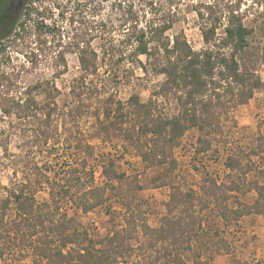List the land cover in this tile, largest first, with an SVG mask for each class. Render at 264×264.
<instances>
[{"label": "trees", "instance_id": "16d2710c", "mask_svg": "<svg viewBox=\"0 0 264 264\" xmlns=\"http://www.w3.org/2000/svg\"><path fill=\"white\" fill-rule=\"evenodd\" d=\"M208 10L210 24L202 27L205 47L201 50H195L186 38L170 39L167 34L173 24L169 22L150 24L137 37L133 56L147 60L163 56L160 73L165 82L158 96L173 95L178 109L174 114L138 97L116 100L84 76L64 93L55 84L59 74L45 85L21 87L20 82L0 72L2 116H15L24 125L32 147H40L37 152L51 147L52 154L72 156L52 180L49 171L28 155L24 180L0 188V256L17 250L31 254L33 264H116L137 253L136 258L142 256L145 261L133 264H213L222 249L205 258L196 241L204 230L207 210L216 208L228 225L253 214L264 218L263 132L256 136L249 153L227 157L224 167L228 175L222 183L211 180L203 194L176 183L179 163L175 151L187 132L196 129L202 133L196 154L203 155L212 148L208 136L223 133L233 107L247 104L258 92L264 95L263 78L242 69L254 29L246 26L238 10L232 11L227 23L212 15V7ZM204 16L201 14L202 19ZM97 60L95 51L90 61L81 57L83 71L96 74ZM86 118L94 120L104 141H121L126 152L140 159L145 171L160 172L143 182L138 175L121 172L118 161L109 159L102 165L103 182L98 184L91 170L97 147L81 125ZM4 132L0 131V137ZM253 174L260 178H251ZM161 188H169L171 194L161 226L154 229L144 219L138 196L147 189ZM249 190L256 194L251 205L231 206L233 194ZM45 191L49 200L40 203L37 196ZM114 199L120 200L125 211V227L100 241L90 237L77 214L63 209L72 204L82 214H89ZM11 211L15 212L12 220ZM133 240L139 245L134 246ZM227 254L235 257L230 249ZM232 264L249 263L236 259Z\"/></svg>", "mask_w": 264, "mask_h": 264}, {"label": "rangeland", "instance_id": "374dc122", "mask_svg": "<svg viewBox=\"0 0 264 264\" xmlns=\"http://www.w3.org/2000/svg\"><path fill=\"white\" fill-rule=\"evenodd\" d=\"M7 1L0 0V19L4 10L2 6ZM18 3L19 0H15V4ZM36 7L41 8L40 12L35 11ZM208 7H212V15L221 17L224 23L228 22L233 10H238L246 26L254 29L242 69L264 80V0H24L12 22V30L0 37V72L11 77V81L20 82L21 87L45 85L59 74L55 84L64 93H68L73 84L78 85L84 76L88 83L113 94L116 100L129 101L131 97H138L143 103L156 102L159 109L174 114L178 109L173 95L158 96L165 82V76L160 73L161 66L165 64L163 56L150 60L133 56L137 37L150 24L159 26L169 22L173 24V29L167 34L170 39L175 36L186 38L195 50H201L205 47L202 27L210 24ZM200 13L205 15L204 19ZM151 47L154 48L153 45ZM94 51L98 55L96 74H86L80 58L90 61ZM39 99L41 101V96ZM93 121L86 118L81 125L97 147V157L91 163V170L98 184L103 182L102 165L109 159L118 161L121 172L138 175L143 182L160 172L159 169L145 171L140 159L131 151L126 152L121 141H104ZM2 130L5 132L0 137L1 189L24 180L28 155L37 159L42 170L49 171L52 180L60 171L61 164L72 158L70 154H52L49 151L51 147L37 152L40 147H32L26 128L15 116L6 118L0 113ZM262 132L264 95L258 92L247 104L231 109L222 134L208 136L212 148L207 153L196 154L202 133L196 129L187 132L175 151L179 163L176 183L184 190L194 189L200 194L204 193L211 180L222 183L228 175L224 167L227 157L234 153L241 156L249 153L256 136ZM256 161L258 165L261 162L260 159ZM251 178L260 177L253 174ZM170 194L169 188L147 189L139 194L144 219L150 227L158 229L161 226ZM255 197V192L250 190L245 194H233L231 206L240 207V203L251 205ZM37 199L40 203L48 201L47 191L39 194ZM119 201L114 199L106 207L89 214H82L72 204L64 205L63 209L71 215L77 214L90 237L100 241L125 227V211ZM14 213H9L10 220L14 219ZM203 218L204 230L196 241L205 258L220 248L222 253L215 256L213 264H232L236 259L249 264H264V218L261 215L246 216L228 225L212 207ZM132 243L139 245L134 240ZM227 249L235 253V257L228 255ZM136 256L137 253L119 259L116 264L143 261L144 257ZM0 264L33 262L31 254L14 250L0 256Z\"/></svg>", "mask_w": 264, "mask_h": 264}, {"label": "flooded vegetation", "instance_id": "af4514ba", "mask_svg": "<svg viewBox=\"0 0 264 264\" xmlns=\"http://www.w3.org/2000/svg\"><path fill=\"white\" fill-rule=\"evenodd\" d=\"M23 2L24 0H19V3L15 4V0H8L7 3L2 6L4 10L2 11L1 15L2 19H0V37L5 36L10 32V30H12V22L18 15L19 9L23 5ZM22 28L24 30L25 27Z\"/></svg>", "mask_w": 264, "mask_h": 264}]
</instances>
